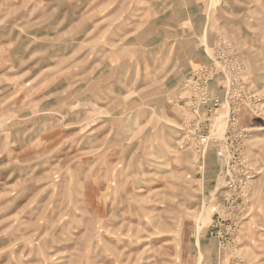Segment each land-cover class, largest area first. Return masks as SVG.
Returning <instances> with one entry per match:
<instances>
[{"label": "rangeland", "instance_id": "obj_1", "mask_svg": "<svg viewBox=\"0 0 264 264\" xmlns=\"http://www.w3.org/2000/svg\"><path fill=\"white\" fill-rule=\"evenodd\" d=\"M217 3L237 37L207 20L206 61L166 81L179 67L151 41L171 4L196 20L194 0H0V264H264V0ZM218 37L257 99L238 127L249 214L223 249L209 236L221 164L211 148L198 155L206 117L181 102ZM116 55L134 64L117 72ZM209 119L220 136L225 110Z\"/></svg>", "mask_w": 264, "mask_h": 264}, {"label": "built area", "instance_id": "obj_2", "mask_svg": "<svg viewBox=\"0 0 264 264\" xmlns=\"http://www.w3.org/2000/svg\"><path fill=\"white\" fill-rule=\"evenodd\" d=\"M249 87L243 77V63L237 48L226 37H218L209 63L192 69L185 76L182 89L185 97L181 102L187 110L206 117L199 124L205 131L195 135V150L203 159L211 148L221 164L222 206L211 219L209 231V236L217 239L219 249L236 238L242 220L249 214L248 194L254 171L242 149L243 130L238 128L242 106L257 101L255 95L249 93ZM221 110H225V127L223 133L216 136L209 118Z\"/></svg>", "mask_w": 264, "mask_h": 264}, {"label": "crops", "instance_id": "obj_3", "mask_svg": "<svg viewBox=\"0 0 264 264\" xmlns=\"http://www.w3.org/2000/svg\"><path fill=\"white\" fill-rule=\"evenodd\" d=\"M196 2L195 4V11L197 12V18L196 20H193L192 18L189 17V15H186V10L185 9H180V10H173L172 8L174 7L173 4L170 5V9H165L163 12L165 18L167 19V24L163 27L157 28V30L160 32L161 38L156 39L154 42L151 41L152 43H155L154 45L156 46L157 51L159 54H163L162 49L165 48L167 55H170L172 53V56L175 57L171 61L172 68L174 69L176 66H178L179 70L176 73V75L170 76L167 72L165 74L162 73V77L160 80H166L172 78V79H177L178 75L181 71L186 70L187 67L191 66V64H194L196 61L198 63L205 62L206 60L204 59V55L201 53V49L203 46V40L205 39V28H206V23L209 19H212L214 17V26L215 30L213 33H218L221 30L226 29L222 23L220 24L219 21V14L222 11H226V6L220 7L217 9V6H219V3L216 4V6L210 7V1L211 0H194ZM223 1V0H221ZM222 5V4H221ZM178 6V5H177ZM181 8H183L182 5H180ZM218 12V13H217ZM149 15H152V10L150 9L148 11ZM232 16V15H231ZM229 21V20H228ZM202 22L204 24H202ZM226 23V21L224 20ZM230 22L232 23V19L230 18ZM263 23V22H262ZM260 22V24L262 25ZM151 27L149 32L151 31ZM227 30V29H226ZM228 35L236 38L235 36V31L233 30H227ZM262 32V31H261ZM212 34V35H215ZM202 41V42H201ZM116 61L114 64H111L110 61L107 62L108 66L111 68H114L115 71L119 72V70L125 68V64H134V60H125L118 55L115 56ZM149 62L148 66L151 68V64L154 65L152 66V70L155 68L156 64L158 67H162L161 64H165L161 58L157 59L156 58H151L148 57ZM123 64V67L122 65ZM114 66V67H112ZM150 70V69H149ZM151 71V70H150ZM148 71V73H150ZM180 71V72H179ZM169 109V107H167Z\"/></svg>", "mask_w": 264, "mask_h": 264}]
</instances>
